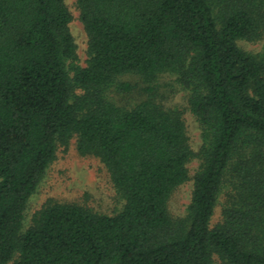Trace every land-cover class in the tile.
Returning a JSON list of instances; mask_svg holds the SVG:
<instances>
[{"label": "trees", "instance_id": "trees-1", "mask_svg": "<svg viewBox=\"0 0 264 264\" xmlns=\"http://www.w3.org/2000/svg\"><path fill=\"white\" fill-rule=\"evenodd\" d=\"M88 36L78 64L65 0H0V264H264V0H77ZM191 91L196 154L179 109L105 95L120 76L149 91L161 75ZM77 136L107 166L125 203L114 215L47 201L24 228L29 198ZM201 165L187 215L173 191ZM229 177L222 219L212 223Z\"/></svg>", "mask_w": 264, "mask_h": 264}, {"label": "rangeland", "instance_id": "rangeland-1", "mask_svg": "<svg viewBox=\"0 0 264 264\" xmlns=\"http://www.w3.org/2000/svg\"><path fill=\"white\" fill-rule=\"evenodd\" d=\"M72 13L70 30L77 45L78 64L87 65L88 36L80 19L77 0H65ZM238 45L255 55L264 53V34L257 40L239 39ZM119 82H129L131 88L125 90L118 84L106 89L109 100L120 106H133L148 97L163 104L169 109H179L187 128L188 141L196 154L203 145L202 127L190 108L191 91L182 87L176 80V75L166 73L160 76L154 90L149 91L141 80L131 74L120 76ZM201 159L194 156L187 164L189 179L179 185L171 194L168 210L174 220H180L187 215L194 188V177L198 172ZM229 177L224 183L223 192L219 198L212 218L215 224L222 219V209L230 191ZM49 200L62 203H77L97 213L114 215L125 203L120 192L113 184L109 170L100 157L94 154H81L77 148V136L70 138L67 144L58 143L55 159L49 165L44 178L36 192L29 198L24 218V228L32 225L38 210ZM215 264H225L217 255ZM17 259L8 264H17Z\"/></svg>", "mask_w": 264, "mask_h": 264}]
</instances>
